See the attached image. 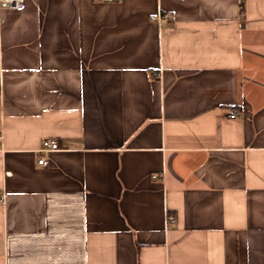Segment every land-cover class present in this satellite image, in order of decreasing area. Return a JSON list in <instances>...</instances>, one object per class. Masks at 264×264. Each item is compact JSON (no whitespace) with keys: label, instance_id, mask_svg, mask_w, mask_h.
Here are the masks:
<instances>
[{"label":"crops","instance_id":"0c3cea01","mask_svg":"<svg viewBox=\"0 0 264 264\" xmlns=\"http://www.w3.org/2000/svg\"><path fill=\"white\" fill-rule=\"evenodd\" d=\"M0 81V264H264V0L0 5Z\"/></svg>","mask_w":264,"mask_h":264},{"label":"built area","instance_id":"2783aa9c","mask_svg":"<svg viewBox=\"0 0 264 264\" xmlns=\"http://www.w3.org/2000/svg\"><path fill=\"white\" fill-rule=\"evenodd\" d=\"M106 2H113L114 0H104ZM0 5L3 7H6L8 9H22L25 5V0H0ZM153 20H161L162 16L158 15V17L152 18ZM2 91V84L0 81V93ZM238 117V113L236 111H230L228 113V118L230 120H235ZM3 139L2 136H0V144H2ZM59 145L51 140H45L43 142L42 152H53L58 151ZM40 166H46L45 160L41 159L39 160ZM7 205V198L6 196H2L0 199V208L3 210L6 209ZM176 223V217L168 212V210L165 211V228H167L170 225H173Z\"/></svg>","mask_w":264,"mask_h":264}]
</instances>
